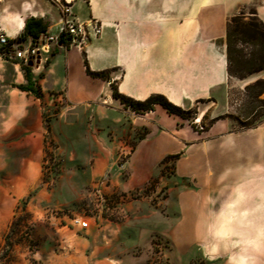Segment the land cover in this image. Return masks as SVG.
Listing matches in <instances>:
<instances>
[{
	"label": "rangeland",
	"instance_id": "obj_1",
	"mask_svg": "<svg viewBox=\"0 0 264 264\" xmlns=\"http://www.w3.org/2000/svg\"><path fill=\"white\" fill-rule=\"evenodd\" d=\"M224 3L220 21L169 23L175 60L157 62L162 76L145 79L152 84L141 89L146 99L169 97L185 119L159 106L140 114L105 96L73 105L56 95L41 104L39 117L29 94L17 89L23 65L0 52V264H225L202 251L199 207L180 202L201 200L207 161L220 148L202 143L214 123L234 133L264 127V89L246 91L264 80V69L246 71L260 50L237 44L244 78L228 76L205 97L203 87L174 84L181 81V51L199 42V31H215L212 42L225 51L232 17L254 12L264 23V0ZM248 140L235 138L231 146ZM75 218L89 229L75 227Z\"/></svg>",
	"mask_w": 264,
	"mask_h": 264
},
{
	"label": "crops",
	"instance_id": "obj_2",
	"mask_svg": "<svg viewBox=\"0 0 264 264\" xmlns=\"http://www.w3.org/2000/svg\"><path fill=\"white\" fill-rule=\"evenodd\" d=\"M61 1L70 7V20L75 23L98 20L102 25V33L93 41L85 42L80 49L74 46H57L53 48V55L43 58L31 68V81L38 96L17 89L23 94H29L28 99L35 105L31 109L39 117L41 104L45 107V102L54 95L73 105H91V102H96L103 96L107 100H114L109 86L112 82L118 85L121 94L136 101L145 100L141 89L146 83L152 84L146 80H158L162 76L157 72V62L164 60L169 65L175 60V52L171 55L168 47L171 31L169 23L220 21L226 11L224 0ZM82 11H86L85 17L80 16ZM30 18L41 19L47 25V34L57 33L60 12L54 0H0V34L3 33L9 41L22 34L25 21ZM163 27L164 31L161 30ZM197 36L199 42L194 47L187 46L184 52L181 51L184 63L177 68L181 81H175L174 84L203 87L207 93L200 97H205L210 89L228 84L230 78L227 74L225 51L212 42L215 31H199ZM191 56L197 60L195 64L191 63ZM84 58L90 71L108 72L109 82L88 76ZM47 59L49 64L45 66ZM17 67L20 68V65ZM170 76L167 75L166 78L172 79ZM49 80L51 87L47 86ZM25 85L23 71L19 86ZM204 134V145L219 144L220 147L225 142L231 145L232 140L243 136L249 137V140L239 145L233 144L232 150L227 153L219 148L214 160L207 161L203 174L207 184L201 190V200L196 201L198 195L192 202H180L181 206L199 207L200 215L205 212L206 197L217 194L216 175L222 169L226 166L244 169L264 167V127L234 133L228 132L226 123L218 121ZM204 189L210 192L208 196H205Z\"/></svg>",
	"mask_w": 264,
	"mask_h": 264
},
{
	"label": "clouds",
	"instance_id": "obj_3",
	"mask_svg": "<svg viewBox=\"0 0 264 264\" xmlns=\"http://www.w3.org/2000/svg\"><path fill=\"white\" fill-rule=\"evenodd\" d=\"M220 148L232 150L226 142ZM216 184L202 217V251L223 257L225 264H264V167L226 166Z\"/></svg>",
	"mask_w": 264,
	"mask_h": 264
},
{
	"label": "trees",
	"instance_id": "obj_4",
	"mask_svg": "<svg viewBox=\"0 0 264 264\" xmlns=\"http://www.w3.org/2000/svg\"><path fill=\"white\" fill-rule=\"evenodd\" d=\"M47 31V25L41 19L30 18L25 21L22 34L13 41L11 44L24 45L29 39L30 43ZM226 46H225V58L227 66V74L230 77H236L239 79L244 78V75H240L243 55L236 49L237 44L248 45L260 50V56L258 60H252L246 66L247 74L261 71L264 69V23L261 22L256 13H251L248 19L243 16H234L231 18L227 25L226 30ZM58 44L65 48H68L69 41H64L61 37L58 39ZM1 52V51H0ZM54 54V51L51 53ZM246 63V62H245ZM49 64V59L46 60L45 66ZM85 71L91 78L100 79L109 82L110 77L108 72H92L90 71L86 59L84 58ZM24 78L26 81L25 86H19L18 89L22 92L34 93L38 96L33 88L31 81L30 70L28 66H23ZM243 70V69H242ZM245 71V72H246ZM111 96L114 100L118 101L125 107H129L135 113H148L153 112L155 106L161 107L168 115L177 116L181 119L183 117V111L181 108L172 104L165 96L154 94L143 101H136L121 94L115 87V82L110 83ZM264 80L255 82L251 87H247L248 90H263Z\"/></svg>",
	"mask_w": 264,
	"mask_h": 264
},
{
	"label": "built area",
	"instance_id": "obj_5",
	"mask_svg": "<svg viewBox=\"0 0 264 264\" xmlns=\"http://www.w3.org/2000/svg\"><path fill=\"white\" fill-rule=\"evenodd\" d=\"M54 2L60 12L57 33L55 35L41 34L34 43L29 42L26 46L11 44L9 39L2 33L0 34V51L4 56H13L23 66H27L29 62L36 65L37 61L50 56L53 48L60 46L58 44L59 37L64 41H69V46L80 49L85 42L101 36L102 25L98 20L91 19L84 23H75L70 20L69 5L61 0H54ZM72 224L79 230L89 229L88 221L81 218L73 219Z\"/></svg>",
	"mask_w": 264,
	"mask_h": 264
},
{
	"label": "water",
	"instance_id": "obj_6",
	"mask_svg": "<svg viewBox=\"0 0 264 264\" xmlns=\"http://www.w3.org/2000/svg\"><path fill=\"white\" fill-rule=\"evenodd\" d=\"M27 66L31 68V67H33V63H32V62H29V63L27 64Z\"/></svg>",
	"mask_w": 264,
	"mask_h": 264
}]
</instances>
